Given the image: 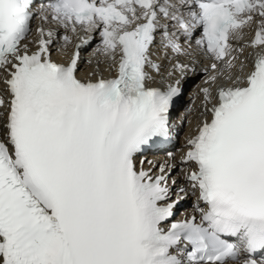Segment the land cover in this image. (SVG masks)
<instances>
[{
  "label": "snow or ice",
  "instance_id": "6c2138e0",
  "mask_svg": "<svg viewBox=\"0 0 264 264\" xmlns=\"http://www.w3.org/2000/svg\"><path fill=\"white\" fill-rule=\"evenodd\" d=\"M34 19L81 42L67 65L52 59L53 30L38 27L29 52ZM81 33H98L115 78H78L79 49L90 43ZM247 48L260 51L241 81ZM154 49L193 64L203 53L213 60L206 83L246 84L221 88L211 120L188 139V187L174 163L153 176L157 165L136 159L171 139L181 79L195 72L177 60L168 76L181 79L150 87L161 73ZM0 71L11 97L0 95V264H264V0H0ZM202 92L211 104L210 88ZM189 190L203 206L176 220Z\"/></svg>",
  "mask_w": 264,
  "mask_h": 264
}]
</instances>
